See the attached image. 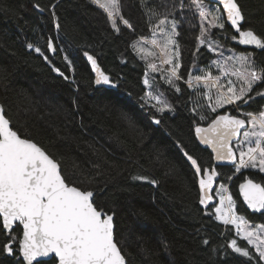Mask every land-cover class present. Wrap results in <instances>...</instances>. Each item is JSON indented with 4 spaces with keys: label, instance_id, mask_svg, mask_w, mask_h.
<instances>
[{
    "label": "trees",
    "instance_id": "trees-1",
    "mask_svg": "<svg viewBox=\"0 0 264 264\" xmlns=\"http://www.w3.org/2000/svg\"><path fill=\"white\" fill-rule=\"evenodd\" d=\"M203 2L210 10L221 9ZM238 3L246 17L243 27L264 34V0ZM119 4L120 15L132 27L117 17L116 31L92 0H0V104L11 127L56 159L69 183L93 191L96 204L114 214L115 240L127 264H264L254 248L238 238L233 225L215 219V197L206 205L199 203V177L181 151L182 145L204 167H215L216 180L227 186L237 215L264 225V211H249L238 192L247 177L264 184V173L253 168L237 172L236 164L215 165L213 153L195 135L197 125L208 124L220 113L244 117L263 110L264 97L256 93L264 90V83H257L249 103L239 108L225 105L213 113L205 86L188 83L189 73L220 74L207 43L197 49L200 25L208 23L191 0H119ZM165 16L176 21L178 34L181 68L174 86L165 75L149 72L147 65L158 63L157 57L142 59L133 47L141 37H150ZM222 20L227 31L213 28L211 37L236 51L252 53L255 70L264 69V50L240 44L225 15ZM49 39L55 51L48 49ZM84 53L96 58L116 88L95 85ZM145 78L151 85L144 84ZM153 90L162 93L172 105L170 110L157 111L160 105L145 96ZM138 176L149 179H135ZM21 235V224L16 223L9 236L0 218V264H24L18 239L14 254L3 250V244ZM233 239L252 257L236 253L229 246ZM44 261L57 264L52 258L34 264Z\"/></svg>",
    "mask_w": 264,
    "mask_h": 264
},
{
    "label": "snow or ice",
    "instance_id": "snow-or-ice-1",
    "mask_svg": "<svg viewBox=\"0 0 264 264\" xmlns=\"http://www.w3.org/2000/svg\"><path fill=\"white\" fill-rule=\"evenodd\" d=\"M92 2L106 12L114 30H120L117 17L127 27H132L130 22L120 15L119 0H92ZM191 2L199 11L202 20L212 17L207 26L204 23L200 25L199 35L196 37L198 50L201 45L207 43L211 51H216L213 46L214 41L211 40L212 29L227 31L222 20L224 14L231 28L239 34L240 44L264 50V34H257L251 27H243L246 17L238 0H217V3L223 6L222 10L219 8L210 10L203 0H191ZM34 6L39 8L38 4ZM52 15L56 19L54 11ZM168 23L172 25L171 32L165 31L164 26ZM175 29L176 21L170 22L165 16L154 26L153 36L148 41L154 49L159 50V55L162 57L161 66L171 65L168 70V83L173 86L174 80L180 79L178 72L181 68L179 45L175 39L178 34ZM157 31L161 34L159 39L156 37ZM231 38L236 40L237 36L233 35ZM147 39L141 37L133 44V47L141 53L142 59L157 55L156 51L143 46L142 42ZM47 46L49 50L55 51L52 39H49ZM27 47L32 48L33 45L28 44ZM35 51L44 55L39 47H36ZM84 55L87 56L96 73L95 84L112 86L110 77L101 71L96 59L88 53ZM252 55V53H239L226 57L224 63L214 61L220 69L221 76L230 72L237 78L236 81L228 80L225 85L220 83L221 76H214L211 72L195 77L189 73V86L194 79L197 83L203 82L209 89H217L214 106L210 105L213 113L225 105L239 108L253 100L251 93L257 83H264V69L259 72L255 70ZM44 59L47 60L48 57L44 56ZM227 61H234L239 67L234 66L229 69L226 67ZM147 66L152 71L160 70L155 63H149ZM53 71L64 76L59 68L53 67ZM144 84H149L147 78ZM256 95L264 97V90ZM145 96L159 103L160 106L157 107L159 112L172 108V105L162 100L161 96L154 95L151 91L146 92ZM208 98L211 100V95ZM243 115L244 118L227 112L216 115L207 127L199 125L195 127L196 137L201 143L211 147L216 161L236 162L237 153L230 146V141L233 137L240 136L242 129L247 126V130L242 133L243 140L238 149L236 171L239 172L241 168H253L264 173V110ZM201 119L205 117L201 116ZM154 122L160 123L159 120ZM244 145L247 147L245 148ZM181 151L194 169V174L199 177V203L206 205L212 199L209 190L213 188V181L219 173L215 167L211 169L204 167L198 158L184 150L182 145ZM135 179L149 178L138 176ZM150 183L156 184L157 181L151 180ZM239 190L248 208L257 212L264 210V184L245 179V182L239 185ZM216 193L220 204L215 208V219L225 225H234L237 234L255 249L259 261H264V236L258 234H264V225L249 230L245 227L248 224L246 218L237 215L236 202L232 195H226L228 188L221 184ZM0 218H2V229L7 230L9 236L14 222H19L23 226L22 237H13L8 243L3 244V250L8 254H14V241L18 239V251L26 264H34L41 257L55 259L57 264H127L126 257L115 240L114 214H109L96 204L93 191L83 190L69 183L62 175L59 162L42 147L31 139L21 138L10 126V120L6 118L2 105H0ZM229 246L245 257L253 255L248 248L238 246L235 239L230 241ZM43 264L47 262L44 261Z\"/></svg>",
    "mask_w": 264,
    "mask_h": 264
},
{
    "label": "rangeland",
    "instance_id": "rangeland-1",
    "mask_svg": "<svg viewBox=\"0 0 264 264\" xmlns=\"http://www.w3.org/2000/svg\"><path fill=\"white\" fill-rule=\"evenodd\" d=\"M204 4H205V3H204ZM205 5H206V4H205ZM116 19H117V18H116ZM168 20H169V19H168ZM169 21L171 22L172 20H169ZM208 21H210L209 17H207V19H206V23H208ZM157 23H158V22H157ZM157 23L155 24V26L157 25ZM202 23H203V22H202ZM164 27H165V31H166V32H171V31H172V25H171V23L166 24ZM175 30H176V29H175ZM152 36H153V34H152L150 37H148V39H147L146 41H143L142 44H143L144 47L148 48L149 50H151V51H155V50H156V52H158L157 55H156L155 57H157L158 60H159V62L156 63V66H157V68L160 69V70H159V71H152V70L149 68V72H152V74H155V73H156V74H159V75H160L161 77H163V78H164V75H165V76H166V79H168V70L171 68V65H169V64H164L163 66H164V68H165L166 71L161 70V67H160L159 65H160V63H161V59H162V57L159 55V50H158V49H155V50H154V49H152V48L149 47V45L151 46V44H150L148 41L151 40ZM156 37H157L158 39L161 37V34H160L159 31L156 32ZM211 40L214 41V45H213V46L216 48V51H215V52L213 51V52L215 53V57L213 58V64H214L215 66H217V64L214 63V61H220L221 63H224L226 57H229V56H235V55H237V54H239V53H247V52L236 51V50H234L232 47L225 46V45L221 44V43H220L217 39H215V38H212V37H211ZM145 42H148L149 45H147ZM221 53H222L223 55H221ZM158 60H157V61H158ZM157 61H155V62H157ZM151 63H154V62L152 61ZM234 66H235V67H239V65H235V62H234V61H227V64H226V67H227V68L232 69ZM218 69H219V68H218ZM219 70H220V69H219ZM206 73H207V72H206ZM218 76H221V72H220V74H219ZM228 80L236 81L237 78H236L235 76L231 75V73L229 72L228 74H226V75H222V76H221L220 83L226 85L227 82H228ZM191 83H193V84H202L203 86H205L203 82L197 83L194 79L192 80ZM148 85H151V81H149V84H148ZM237 86H238V85H237ZM205 88H206L205 95L207 94V95H206L207 103L209 104V106H210V105L214 106L217 89H215V88L209 89V88H207L206 86H205ZM151 92H152L154 95H159V96H161V99L164 100V99H163V96H162V93H161L159 90H153V91H151ZM209 95H211V97H212L211 100L208 98ZM149 99H150L151 101H153V102L159 104L156 100H152L150 97H149ZM218 109H219V108H218ZM263 110H264V109H263ZM245 130H247V128L244 129L243 131H245ZM243 131H242V133H243ZM242 133H241V137H240V139L234 143V148H235V150H236L237 153H238V159H239V151H238V149H239V147L241 146V141L243 140V135H242ZM253 146H254V145H253ZM244 147L246 148L247 145H244ZM220 185H221V183L217 182V184H216V188H215L214 193H213V194H214V197H215V202H216L215 205H214V207H213L214 213H215V208H216L217 206H219V204H220L219 196H218L217 193H216V190L219 189ZM225 186H226V185H225ZM226 187H227V186H226ZM227 194H229V192L226 193V195H227ZM221 222H222V221H221ZM260 225H262V224H261V223L252 224V223L248 222V224H247L245 227H247L249 230H251L252 228H255L256 226H260ZM233 226H234V225H233ZM234 228H235V226H234ZM235 231H236V234H237V230H236V228H235ZM258 234L264 236V234H261V233H258ZM237 236H238V238L242 239L240 235L237 234ZM244 241L247 243L246 240H244ZM249 246H250V245H249ZM254 250H255V249H254Z\"/></svg>",
    "mask_w": 264,
    "mask_h": 264
},
{
    "label": "water",
    "instance_id": "water-1",
    "mask_svg": "<svg viewBox=\"0 0 264 264\" xmlns=\"http://www.w3.org/2000/svg\"><path fill=\"white\" fill-rule=\"evenodd\" d=\"M208 1H210V2H212V3H215V4H217L220 8H221V10H222V8H223V6L222 5H219L218 3H217V0H208ZM225 15V17H226V14H224ZM94 59H96L95 57H93ZM97 61V60H96ZM88 64H89V67H90V70H91V72H92V75H93V80H94V83H95V79H96V73L94 72V70L92 69V66H91V62L88 60ZM97 64H98V62H97ZM99 65V64H98ZM99 67H100V69H101V71H103L102 70V68H101V66L99 65ZM104 72V71H103ZM105 73V72H104ZM106 74V73H105ZM107 75V74H106ZM96 86H99V87H105V88H116V85L112 82V86H109V85H103V86H101V85H97V84H95ZM1 105V104H0ZM227 113H229V112H227ZM222 114H224V113H220V114H218V115H222ZM240 116V115H239ZM7 118V117H6ZM241 118H244L243 116H241ZM213 119H215V117L213 118ZM209 123H211V121L209 122ZM208 123V124H209ZM208 124H206V125H199V126H201V127H207L208 126ZM10 126H11V124H10ZM246 128H247V126H246ZM245 128V129H246ZM244 129H242V131H243ZM242 131H241V133H242ZM196 135V134H195ZM240 137H241V135L240 136H238V137H233V139L230 141V146L235 150V148H234V143L236 142V141H238L239 139H240ZM21 138H23V137H21ZM197 138V137H196ZM197 140H198V142L202 145V146H204V147H206V148H208L212 153H213V161H214V164L215 165H229V166H233V165H235L236 164V162H229V161H216L215 159H214V157H215V153L212 151V149H211V147H209L208 145H206V144H203V143H201L200 142V140L197 138ZM34 142V141H33ZM236 151V150H235ZM236 153H237V151H236ZM237 160H238V153H237ZM245 179H251L254 183H259V182H256V181H254L252 178H249V177H247V178H245ZM245 179L244 180H242L240 183H239V185L241 184V183H244L245 182ZM216 184H217V180H216V178L214 179V181H213V188L211 189V190H209V195H211L212 196V199L208 202V203H211V202H213L214 201V190H215V188H216ZM239 185H238V192H239V195H240V198H241V200H242V202H243V204L245 205V207L249 210V211H251V212H257V211H254V210H252V209H250V208H248V206H247V204L243 201V197H242V195L240 194V190H239ZM264 210H262V211H260V212H263ZM260 212H257V213H260ZM1 220H2V218H1ZM16 223H19V222H14V225H13V227L15 226V224ZM22 226V225H21ZM12 227V228H13ZM12 230V229H11ZM5 231H7V230H5ZM22 233H23V226H22ZM21 237H22V235H21ZM50 256H54V254H50ZM20 258L22 259V261L24 262V264H26V262L23 260V257H22V255L20 254ZM47 259H50L49 257H41V258H38V261H40V260H47ZM37 262V261H36ZM57 262V261H56Z\"/></svg>",
    "mask_w": 264,
    "mask_h": 264
}]
</instances>
